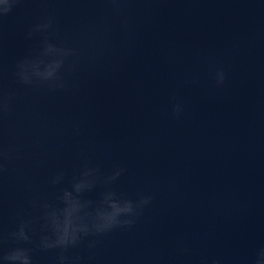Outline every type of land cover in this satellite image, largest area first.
I'll use <instances>...</instances> for the list:
<instances>
[{
    "label": "water",
    "instance_id": "water-1",
    "mask_svg": "<svg viewBox=\"0 0 264 264\" xmlns=\"http://www.w3.org/2000/svg\"><path fill=\"white\" fill-rule=\"evenodd\" d=\"M53 18L45 33H28ZM47 35L57 84L17 65ZM223 68L226 79L215 80ZM63 83V86H58ZM179 103L182 111L173 113ZM85 163L152 199L135 223L37 247L45 201ZM65 172L59 185L50 183ZM102 183L83 193L97 201ZM59 203V202H58ZM34 222V264H255L264 249V0H15L0 15V250Z\"/></svg>",
    "mask_w": 264,
    "mask_h": 264
},
{
    "label": "clouds",
    "instance_id": "clouds-1",
    "mask_svg": "<svg viewBox=\"0 0 264 264\" xmlns=\"http://www.w3.org/2000/svg\"><path fill=\"white\" fill-rule=\"evenodd\" d=\"M14 3L15 0H0V15L8 13ZM52 24L53 18L49 17L35 24L28 35L31 36L35 32L45 33ZM41 44L42 47L35 55L25 57L18 63L17 76L24 83L39 80L55 85L60 81V70L71 49L53 43L47 35ZM226 75L223 68L217 69L216 82L222 84ZM58 86L62 87L63 83ZM181 111L182 105L177 103L173 113L179 115ZM123 171V168L117 166L105 176L98 166L85 163L79 174L73 176L70 187H65L54 201H45L40 205L42 225L37 247L60 249L63 253L77 246L90 235L106 233L117 226L135 223L139 212L152 197L142 195L138 200H133L110 187ZM64 177L65 172L59 170L52 176L50 183L59 185L64 181ZM98 183L105 186L100 198L97 201L85 199L82 194L93 190ZM33 225L32 219H22L8 234L9 238L17 244L8 248L7 251L0 250V264H34L32 249L19 243L33 240L31 234L34 231ZM67 260L68 258L61 254L59 264H65ZM213 264H219V262L214 261ZM255 264H264V249L259 251Z\"/></svg>",
    "mask_w": 264,
    "mask_h": 264
}]
</instances>
